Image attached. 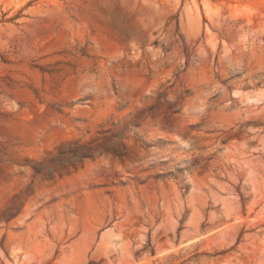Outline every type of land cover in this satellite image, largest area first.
I'll return each mask as SVG.
<instances>
[{
  "label": "rangeland",
  "instance_id": "1",
  "mask_svg": "<svg viewBox=\"0 0 264 264\" xmlns=\"http://www.w3.org/2000/svg\"><path fill=\"white\" fill-rule=\"evenodd\" d=\"M21 195L0 264H264V0H0Z\"/></svg>",
  "mask_w": 264,
  "mask_h": 264
},
{
  "label": "water",
  "instance_id": "2",
  "mask_svg": "<svg viewBox=\"0 0 264 264\" xmlns=\"http://www.w3.org/2000/svg\"><path fill=\"white\" fill-rule=\"evenodd\" d=\"M146 111H142V113L144 114ZM128 126H126L124 129H127ZM122 132V130L118 131L116 133V135H119ZM113 138L112 137H107L105 138L102 142L92 145L90 147H88L84 153L85 154H89V155H93L99 151H101L103 148L107 147L109 144H111L113 142ZM38 169H45L48 171L52 170V162H44L39 164ZM23 200L24 197L21 195L18 198H16V200L13 201L12 204H10L7 208H5L3 211L0 212V223L4 222V221H9L12 218H14L15 216H17L23 206Z\"/></svg>",
  "mask_w": 264,
  "mask_h": 264
}]
</instances>
